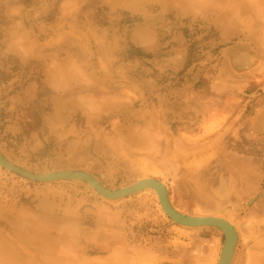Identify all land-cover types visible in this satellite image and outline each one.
<instances>
[{
  "label": "rangeland",
  "instance_id": "obj_1",
  "mask_svg": "<svg viewBox=\"0 0 264 264\" xmlns=\"http://www.w3.org/2000/svg\"><path fill=\"white\" fill-rule=\"evenodd\" d=\"M0 150L112 190L155 178L237 227L232 264H264V0H0ZM223 244L153 190L0 166V264H218Z\"/></svg>",
  "mask_w": 264,
  "mask_h": 264
},
{
  "label": "water",
  "instance_id": "obj_2",
  "mask_svg": "<svg viewBox=\"0 0 264 264\" xmlns=\"http://www.w3.org/2000/svg\"><path fill=\"white\" fill-rule=\"evenodd\" d=\"M0 166L30 181L53 183L60 181H82L89 184L99 195L108 200H121L145 190L156 192L165 214L175 223L189 228L213 227L224 233V244L219 264H231L238 241L237 229L226 219L214 216H193L177 211L171 204L166 185L155 178L141 179L130 186L112 190L105 187L97 177L85 171L62 170L48 173H34L9 161L0 150Z\"/></svg>",
  "mask_w": 264,
  "mask_h": 264
},
{
  "label": "crops",
  "instance_id": "obj_3",
  "mask_svg": "<svg viewBox=\"0 0 264 264\" xmlns=\"http://www.w3.org/2000/svg\"><path fill=\"white\" fill-rule=\"evenodd\" d=\"M147 255H148L147 252H146V253H144V252L141 253L140 256H141V257L144 256V259H142V258L139 259V258H138V260H142V261L144 260V261H146V263H148V264H156V263L159 264V261H156V260L154 259L155 257H153L152 255H150V256L147 258ZM133 256H135V255H133V253H132V254H131V253L129 254V257H130L131 260H133V259H132V258H134ZM140 262H141V261H140Z\"/></svg>",
  "mask_w": 264,
  "mask_h": 264
},
{
  "label": "bare ground",
  "instance_id": "obj_4",
  "mask_svg": "<svg viewBox=\"0 0 264 264\" xmlns=\"http://www.w3.org/2000/svg\"><path fill=\"white\" fill-rule=\"evenodd\" d=\"M169 193V192H168ZM159 199V198H158ZM122 200V199H121ZM111 201V200H110ZM116 201V200H115ZM184 214V213H183ZM215 217V216H214ZM218 217V216H217ZM220 218H222V217H220ZM223 219H225V218H223ZM227 220V219H226ZM229 221V220H228ZM230 222V221H229ZM231 224H233V223H231ZM234 225V224H233ZM235 226V225H234ZM235 228L237 229V227L235 226ZM237 232H238V229H237ZM238 236H239V233H238ZM238 241H239V237H238ZM238 241H237V244H238ZM237 244H236V247H237ZM236 247H235V252H236ZM223 249V248H222ZM221 255V254H220ZM234 257H235V253H234V255H233V259H234ZM219 259H220V257H219ZM233 259H232V262H231V264L233 263ZM217 263V262H216ZM218 264H219V261H218Z\"/></svg>",
  "mask_w": 264,
  "mask_h": 264
}]
</instances>
